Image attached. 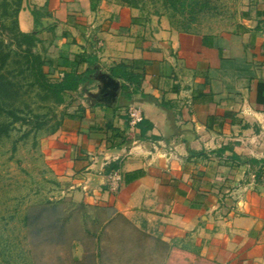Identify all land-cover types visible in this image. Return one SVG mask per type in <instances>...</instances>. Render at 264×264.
<instances>
[{"label":"crops","instance_id":"0c3cea01","mask_svg":"<svg viewBox=\"0 0 264 264\" xmlns=\"http://www.w3.org/2000/svg\"><path fill=\"white\" fill-rule=\"evenodd\" d=\"M174 1L24 0L18 14L57 81L76 56L99 67L46 151L60 199L82 214L74 243L92 264H264V0H224L207 31ZM120 64L141 85L116 111L92 105L95 76ZM134 108L153 125L145 139ZM107 124L132 138L111 147Z\"/></svg>","mask_w":264,"mask_h":264},{"label":"rangeland","instance_id":"374dc122","mask_svg":"<svg viewBox=\"0 0 264 264\" xmlns=\"http://www.w3.org/2000/svg\"><path fill=\"white\" fill-rule=\"evenodd\" d=\"M223 1L181 0L184 9L178 19L189 12L188 18L198 21L199 31L219 28L220 16L232 7ZM14 11V0H0V43L12 60H18L22 53L13 31ZM46 74L57 81L55 74ZM22 84L17 108L26 121L16 123L10 137L0 139V264H92L91 256L80 257L81 246L74 243L81 234L82 214L74 205L69 207V198L60 199L57 176L46 154L48 140L60 129L55 131L66 113L64 106L71 103L42 101L36 89ZM67 214L72 219L62 226L60 220ZM82 242L91 247L90 241Z\"/></svg>","mask_w":264,"mask_h":264},{"label":"trees","instance_id":"16d2710c","mask_svg":"<svg viewBox=\"0 0 264 264\" xmlns=\"http://www.w3.org/2000/svg\"><path fill=\"white\" fill-rule=\"evenodd\" d=\"M14 1V17H16V19L13 23V31H15L17 47L21 50L22 54H20V57H22V59L12 60L11 53L6 52L3 49L2 43H0V139L10 137L14 125L20 121H26L25 118H21L18 115L17 108V103L21 98V90L24 88L22 81L27 82L30 89H36L38 91L40 100L53 105H62L67 102L69 96L72 97L73 94L78 91L82 84L89 81L88 77L90 74L98 70L95 67L97 59L76 56L72 65H69L71 70L64 74L61 81L53 82L49 80L44 70L47 62L40 54L34 51L39 43L38 33H23L18 27L17 17L22 9L24 0ZM127 1L131 2L133 5L136 4V0ZM180 1L181 0H175L174 2L180 3ZM3 3L6 4L7 2ZM34 15H36L35 12ZM84 64H87L88 68L84 73L80 74L78 72L79 68ZM110 75L121 81L122 96L129 92L130 85L136 87L141 85L142 76L127 72V66L125 64L115 66L111 69ZM17 76H22V81H17ZM116 110L117 108L113 109V111ZM66 116L68 117L71 115L64 114L62 121ZM37 118L39 119L40 117L36 116V119ZM62 121L55 128V131L61 127ZM42 126L43 124H40L37 126V129H41ZM137 127L139 128L140 137L142 139L147 138L148 133L153 129V125L148 120H145V118H143V121L138 124ZM107 129L112 132V139L114 141L121 140V143H114L111 147H118L132 138V135L125 136L120 130L113 128L112 124H107ZM116 167L117 166H113V168ZM134 176L136 177V175ZM134 176L132 175V178H135ZM62 203V205L65 206V203ZM71 219L72 216L70 214L65 215L64 218L60 220L62 226L66 225Z\"/></svg>","mask_w":264,"mask_h":264},{"label":"water","instance_id":"95a60500","mask_svg":"<svg viewBox=\"0 0 264 264\" xmlns=\"http://www.w3.org/2000/svg\"><path fill=\"white\" fill-rule=\"evenodd\" d=\"M48 26V22L43 21L38 30L46 29ZM96 69L99 70V67L96 66ZM95 81L98 82L97 91L88 95L91 104H104L108 108L115 109L122 92L121 81L113 78L109 73L102 72L95 76Z\"/></svg>","mask_w":264,"mask_h":264},{"label":"built area","instance_id":"2783aa9c","mask_svg":"<svg viewBox=\"0 0 264 264\" xmlns=\"http://www.w3.org/2000/svg\"><path fill=\"white\" fill-rule=\"evenodd\" d=\"M129 117L131 119V122L135 125H138L143 121V115L140 112V110L137 108L131 109L129 111ZM121 180H122V178H121L119 171L118 170H112L106 178V181H107V184L110 188V191H112V192L119 191V189L121 187Z\"/></svg>","mask_w":264,"mask_h":264}]
</instances>
